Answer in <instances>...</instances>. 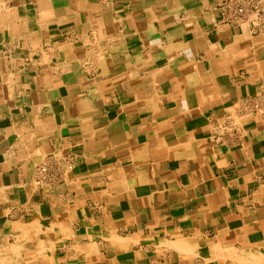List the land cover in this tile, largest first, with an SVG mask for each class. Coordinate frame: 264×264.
<instances>
[{"label":"crops","instance_id":"0c3cea01","mask_svg":"<svg viewBox=\"0 0 264 264\" xmlns=\"http://www.w3.org/2000/svg\"><path fill=\"white\" fill-rule=\"evenodd\" d=\"M233 1L0 0V264H264V32Z\"/></svg>","mask_w":264,"mask_h":264},{"label":"built area","instance_id":"2783aa9c","mask_svg":"<svg viewBox=\"0 0 264 264\" xmlns=\"http://www.w3.org/2000/svg\"><path fill=\"white\" fill-rule=\"evenodd\" d=\"M221 10L227 18L239 24L249 23L254 30L264 32L263 0H235L233 2H226L222 5Z\"/></svg>","mask_w":264,"mask_h":264},{"label":"bare ground","instance_id":"6f19581e","mask_svg":"<svg viewBox=\"0 0 264 264\" xmlns=\"http://www.w3.org/2000/svg\"><path fill=\"white\" fill-rule=\"evenodd\" d=\"M3 7V6H2ZM4 9V8H3ZM3 11V10H2ZM24 79V78H23ZM258 262V261H257ZM251 264V263H250Z\"/></svg>","mask_w":264,"mask_h":264}]
</instances>
